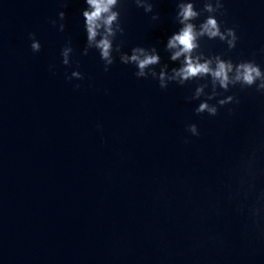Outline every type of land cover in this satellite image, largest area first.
Masks as SVG:
<instances>
[{"label": "water", "instance_id": "obj_1", "mask_svg": "<svg viewBox=\"0 0 264 264\" xmlns=\"http://www.w3.org/2000/svg\"><path fill=\"white\" fill-rule=\"evenodd\" d=\"M155 4L157 23L126 2L119 39L155 45L172 67L175 0ZM84 7L0 0V264H264V95L234 88L239 104L197 115L194 82L161 89L118 59L105 72L95 50L82 55ZM226 8L237 48L205 47L264 66V5ZM62 10L64 32L51 24ZM77 67L85 78L69 82Z\"/></svg>", "mask_w": 264, "mask_h": 264}, {"label": "clouds", "instance_id": "obj_2", "mask_svg": "<svg viewBox=\"0 0 264 264\" xmlns=\"http://www.w3.org/2000/svg\"><path fill=\"white\" fill-rule=\"evenodd\" d=\"M130 2L150 16L153 23L161 20L160 13L155 11V0H83L85 7L81 11L82 27L86 36L82 55H88L95 50L103 63L104 71L108 72L113 64L119 62L131 65L137 79L156 81L161 89H167L170 84L184 86L195 83L192 94L185 99L188 102L198 101L194 108L197 115L207 113L216 116L220 108L231 104H239L240 99L230 93L232 89L241 90L254 88L264 95V66L252 59H233L226 52H213L205 47L206 41H219L227 52L237 48L240 37L235 26H229L221 20L227 14L226 0H175L173 22L177 29L167 37L164 51L168 54L169 63L162 62L160 50L155 46L137 44L125 47L119 39L125 33L121 19L122 9ZM264 5V0H258ZM67 3L61 5L67 8ZM66 12L59 11L58 19H52L53 27L66 29ZM30 47L33 53L42 50L41 41L36 33H29ZM264 54V47L259 49ZM74 48L70 39L61 48V63L71 66ZM255 55V53L253 54ZM56 66L49 65L50 71ZM65 78L72 82L83 80L84 74L79 67L73 69ZM75 88L80 84L76 83ZM233 110L229 109V114ZM100 127V125H97ZM186 130L191 136H199L200 130L196 123H190ZM188 142V138L185 139Z\"/></svg>", "mask_w": 264, "mask_h": 264}]
</instances>
